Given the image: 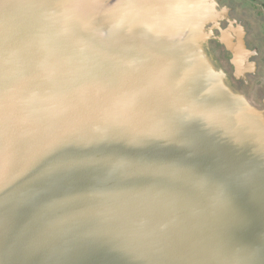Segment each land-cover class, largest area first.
Listing matches in <instances>:
<instances>
[{
	"label": "water",
	"instance_id": "1",
	"mask_svg": "<svg viewBox=\"0 0 264 264\" xmlns=\"http://www.w3.org/2000/svg\"><path fill=\"white\" fill-rule=\"evenodd\" d=\"M221 13L0 0V264H264V109Z\"/></svg>",
	"mask_w": 264,
	"mask_h": 264
},
{
	"label": "flooded vegetation",
	"instance_id": "2",
	"mask_svg": "<svg viewBox=\"0 0 264 264\" xmlns=\"http://www.w3.org/2000/svg\"><path fill=\"white\" fill-rule=\"evenodd\" d=\"M209 48L234 90L264 109V0H217Z\"/></svg>",
	"mask_w": 264,
	"mask_h": 264
}]
</instances>
